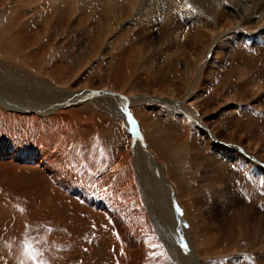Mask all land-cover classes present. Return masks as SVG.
I'll list each match as a JSON object with an SVG mask.
<instances>
[{"label":"bare ground","instance_id":"1","mask_svg":"<svg viewBox=\"0 0 264 264\" xmlns=\"http://www.w3.org/2000/svg\"><path fill=\"white\" fill-rule=\"evenodd\" d=\"M68 1L72 11H75L79 4L77 0ZM139 1L128 0L127 7L133 9ZM241 1L236 0L235 4L240 8L228 11L227 0H147L150 5L146 4L143 13L151 15L148 17L155 22L171 24L173 21L184 26L188 19L200 16L215 23L225 21L235 27V20L244 23ZM260 1L264 3V0ZM111 2L113 0L102 2L105 18L108 19L114 8ZM53 6H56L53 14L58 16L61 8ZM13 7L10 6L9 11L14 12ZM244 7L246 5L242 10ZM20 11L11 13V17L0 25V264H206L202 256L209 255L208 250L211 252L213 248L210 237L215 223L205 215L208 200L196 194L197 186L192 188L190 179L185 176L184 150L181 152L182 147H176L177 141L188 144L190 132H169V136L165 132L166 137L158 136L155 134L158 132L154 131L142 132L145 113L142 115L141 110L136 109L138 119L140 117L142 121V125L139 122L138 126L137 114H133L129 106V101L134 99L144 102L176 99L172 96L151 97L144 94L145 90L143 94L139 92L141 95H135L130 90V94L114 93L108 89L96 91L89 88L91 91H87L84 85V89H72L68 81L72 75L69 79L67 71L73 67L66 71L64 56L67 54L69 59L73 58L69 54L74 48L70 49L85 42H79L81 37L79 40L74 37L65 41L61 39V46L67 52L53 58L54 55L49 54L53 38L47 37L44 41L37 28L27 25L26 13ZM259 17H264V13L261 12ZM22 20L26 24L21 25ZM61 25L59 34L68 28L66 24L65 29ZM260 27L263 29L264 25ZM212 31L218 32L216 42L220 44L224 38L219 26ZM262 32L264 34V30ZM86 43L89 46L90 41ZM66 44L71 47L67 49ZM116 50L118 46L110 52ZM131 56L134 58L133 53ZM123 65L126 68L129 64L123 59L118 69ZM188 66L187 84L190 85L196 70L192 61L188 62ZM125 75L118 77L120 83L127 81ZM66 77L68 80H65ZM200 96L197 93L193 99ZM88 99L103 103L108 115H104L103 110V115L85 112L84 109L91 106ZM174 109L184 117L187 115L180 106ZM204 133L209 149L215 148L213 155L221 150L224 156L229 153L240 164L250 162L254 167L258 164L264 166V156L249 154L241 144L229 145L230 142L218 139V143H214L213 132ZM196 150L201 152L200 148ZM204 155L199 153L196 156L200 160ZM206 157L197 163L199 167L205 164L210 167L207 164L210 156ZM203 170L200 175L206 177L207 171ZM170 173H174L176 180L170 177ZM151 175L156 182L151 180ZM161 182H164L168 192L170 190V195L167 202L159 203V213H155L150 196L155 183ZM241 216H236L237 222H240ZM31 255H35L36 260Z\"/></svg>","mask_w":264,"mask_h":264},{"label":"rangeland","instance_id":"2","mask_svg":"<svg viewBox=\"0 0 264 264\" xmlns=\"http://www.w3.org/2000/svg\"><path fill=\"white\" fill-rule=\"evenodd\" d=\"M103 1L105 0H77L79 4L76 5V10L72 11L68 0H0V10H2L0 11V25L11 17V13L21 9V13H26L24 18L28 19L27 25L30 24L31 27L37 28L39 36L44 41L53 38L54 44L49 47V54L54 55L53 58L67 52L61 46V39L65 41L66 38L74 37L79 40L81 37L79 42H85V44L72 47L70 50L74 48L73 51L68 53L74 57L69 59L66 54L63 61L64 67L67 65L65 67L66 71L72 67L75 71L68 70L67 77L70 79L72 75V79L65 78L71 83L72 89H82L85 86L84 88L87 91H91L90 89L96 91L108 89L114 93L121 92L122 94L135 92V95H141L145 90L144 94L151 97L170 96V98L176 99V102L164 99L144 102L134 99L129 101V106L133 114L136 113V109L141 110L142 115L145 113L143 116L144 124L141 127L142 132L154 131L158 132V134L155 133L156 135L164 137H166L165 132H168V136L169 132H190L189 145L180 141L176 143L179 146L174 144L178 148L182 147L181 152L184 150L182 154L184 155L183 160L186 168V171H184L185 176L190 179L192 188L197 186L196 194H200L208 200L209 206L205 215L215 223L210 237V246L212 244L213 248L211 252L208 250L207 254L209 255L202 256L203 262L206 264H264V166L257 163V167H254L249 164L250 162L240 164L235 158L230 157L229 153L224 156L221 150L213 155L215 148L209 149L210 144L204 138L206 135L204 132L212 131L211 135L214 143H218V139L230 142L229 145L231 143L241 144L245 146L249 154L257 157L264 156V34L262 32L264 28L261 29L260 27V25H264V17H259L261 12L264 13V3H261L260 0H251V2L250 0H242L243 6L246 5L244 10H242L243 6L241 7V15L245 17L243 19L244 23H241L242 20H235L236 25L232 27L225 21L215 23L211 19L201 18L200 16H196L194 20H185L184 26L180 22L171 21V24H169L167 22L151 21L149 18L151 15L143 13L146 4L150 5L147 0H145V3L144 0H140L133 9L127 7L128 0H113L110 5L114 8L110 11V18L108 19L105 18V11L102 8ZM236 3V0H227L229 6L227 10L240 8L235 5ZM53 4L61 8V13L58 16L53 14L56 7ZM10 6H14L11 8L14 12L9 11ZM16 6L19 8H15ZM258 20L261 22L259 23ZM23 24H26L24 20H22L21 25ZM55 24L58 25L56 26L58 30ZM65 24L68 27H65L66 29L64 28ZM248 24L249 26H247ZM59 25L65 29H63L62 34H59V31H61ZM215 25L219 26L222 32L224 39L222 37L221 39H223V43L217 44L216 42L218 32L212 31V29H216L217 26L215 27ZM55 30L58 32H55ZM87 41H90V47L87 46ZM116 45L118 50L111 53L110 50L115 49ZM66 46L67 49L71 47L69 44H66ZM97 46L101 47L97 48ZM131 53H133L134 58H132ZM93 54L95 57H92ZM123 59L129 65L126 68L123 65L118 69V65ZM189 61L193 62V69L196 70L195 77H193L190 85L187 84L189 81L187 78L190 68L188 66ZM119 74L120 77L127 76L131 81L127 79L126 82L120 83ZM184 77L186 78L184 79ZM65 80L63 79V81ZM183 89L186 91L185 94ZM197 93L201 96L198 97L199 99H193V96ZM88 104H91V106L86 107L85 112H98L101 115H108L103 103L99 104L97 101L94 102L88 99ZM177 104L186 111L187 117H184L181 113L179 114L174 109V107H178ZM114 105L116 106L115 102ZM144 105L147 107L145 108ZM170 112L173 114H170ZM194 112H197V115ZM115 113H118V110H115ZM135 118L138 120L139 126L141 118L138 119V114L135 115ZM155 129L158 130L155 131ZM155 134L153 133L154 136ZM199 148L201 152L196 150ZM197 152L202 155L206 153V158L210 156L207 159V164L210 167L206 164V167L205 165L198 166L197 163L200 160L202 162L205 155L199 160V156H196L199 155ZM218 161L220 162L217 163ZM200 168L201 170H199ZM202 170L207 171L206 177L200 175ZM151 177H153L151 178L152 181H157L153 175ZM170 177L176 180L174 173H170ZM155 184L150 199L153 202V211L156 210L155 213H159L160 204L168 201L170 190L168 192L164 182ZM159 191L160 193H158ZM176 201L179 202V199ZM170 204L172 205V202L169 203V206ZM237 215H242L240 217L242 219H239L240 222L236 220Z\"/></svg>","mask_w":264,"mask_h":264},{"label":"snow or ice","instance_id":"3","mask_svg":"<svg viewBox=\"0 0 264 264\" xmlns=\"http://www.w3.org/2000/svg\"><path fill=\"white\" fill-rule=\"evenodd\" d=\"M189 7H190V5H189ZM185 247H187V245H185ZM31 258H32L33 260H36V256H35V255H31Z\"/></svg>","mask_w":264,"mask_h":264}]
</instances>
